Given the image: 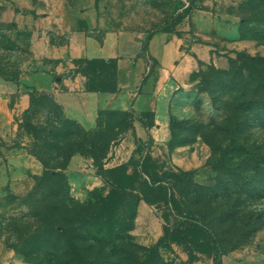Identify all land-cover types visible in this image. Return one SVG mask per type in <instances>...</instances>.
I'll list each match as a JSON object with an SVG mask.
<instances>
[{
  "label": "rangeland",
  "instance_id": "1",
  "mask_svg": "<svg viewBox=\"0 0 264 264\" xmlns=\"http://www.w3.org/2000/svg\"><path fill=\"white\" fill-rule=\"evenodd\" d=\"M98 7L106 30L142 42L173 29L192 70L141 115L154 126L123 170L105 167L117 144L112 139L122 135L116 127H125L128 117L104 109L84 125L80 112L66 116L51 88L54 82L58 89L112 90L116 62L54 59L32 50L27 29L0 23V78L15 83L12 104L21 89L26 93L13 129L0 136V264H108L109 258L113 264H264V92L257 86L264 80V0H98ZM156 65L146 60L141 75L153 78ZM20 76L23 86L16 84ZM221 111L227 118L217 121ZM237 147L256 156L250 171L241 170ZM222 166L238 180L251 178L248 188L255 189L240 184L228 201L202 209V224L184 222L198 207L190 203L194 195L184 199L180 171L199 169L203 184L221 177L232 185ZM92 177L97 184L84 183ZM118 188L111 215L85 216L110 205ZM111 228L121 229L132 246L101 261L79 250L94 236L121 243Z\"/></svg>",
  "mask_w": 264,
  "mask_h": 264
},
{
  "label": "crops",
  "instance_id": "2",
  "mask_svg": "<svg viewBox=\"0 0 264 264\" xmlns=\"http://www.w3.org/2000/svg\"><path fill=\"white\" fill-rule=\"evenodd\" d=\"M0 8V23L27 29L34 52H44L64 61L111 59L116 62L117 80L112 91H85L77 84V88L58 89L54 82L51 88L54 100L62 106L66 116L78 118L76 113L80 112L81 118L78 119L84 125L90 126L99 110L132 112V125L116 139L115 150L113 154L110 152L111 157L106 159L105 167L128 161L137 139L143 140L151 128H145L135 116L143 111H154L159 95L164 91L172 93L177 90L182 85L183 74L193 67L191 62L182 58L178 37L170 32L153 33L146 43V55H141V39L105 29L98 0H0ZM63 35L65 38L60 41ZM52 36L56 43L50 41ZM148 59L157 64L153 78L141 75ZM130 63L134 64V68L127 70ZM69 67L64 66V69ZM56 68L62 69V62ZM23 78L20 76V82L16 84L23 86ZM14 84L0 78V136L4 138L13 129V115L26 105V93L22 89L11 103ZM135 87L140 90L134 91ZM87 180L84 183L94 184L98 181L96 177ZM139 209L141 211L143 206L140 205Z\"/></svg>",
  "mask_w": 264,
  "mask_h": 264
},
{
  "label": "trees",
  "instance_id": "3",
  "mask_svg": "<svg viewBox=\"0 0 264 264\" xmlns=\"http://www.w3.org/2000/svg\"><path fill=\"white\" fill-rule=\"evenodd\" d=\"M180 19H181V16H178L177 20H180ZM164 31L173 33V29L172 30H164ZM151 35L152 34L148 35L145 38V40L142 42L140 52H141V55H143V56L146 55V50H147L146 43H147V40L149 39V37ZM257 86L264 92V80L262 81L261 84H258ZM112 90H103L102 89L99 91H112ZM147 112H150V111H143L140 114L136 115L137 117H135V118L138 119L142 123V125L148 129L153 125V123L146 125L141 120V115L145 114ZM108 113L109 114L110 113L116 114V115L125 114L128 117L127 118L128 124L125 127H123V128H120L118 126L116 127L117 133H122V131L126 130L128 127H130L132 125V121L134 119V115L132 114V112H130L128 110L127 111L116 110V111H108ZM233 117L236 118L238 116H233ZM226 118H227L226 114L223 113V115L220 117V120H217V121H224ZM214 122H216V120H214ZM219 131L221 133L223 132L222 129H220ZM118 137L113 138L112 141L116 140ZM139 142H141V139H137L136 146L132 152V155L136 152V148H137V145L139 144ZM237 148L238 149H236V151L239 152L237 154L238 155L237 157L241 158L240 159L241 170L242 171H250L251 169L249 167L254 163L256 156L253 155L250 151L240 152V149H239L240 147H237ZM132 155H131V157H132ZM242 156H244V159ZM229 158H232V157H229ZM129 159L126 163L118 165L117 168L123 170L124 165L128 164ZM261 159L262 160L261 161L259 160V163H264L263 156ZM205 168H207V167H203L202 169H205ZM222 168L225 169V171H228L229 179L226 181H229L230 179H234L235 182H232V185L231 184L230 185H226V184L224 185V182L221 181V177L216 178L217 181L215 182V180H214L213 185H211V183L210 184H203V183L199 182L198 180H196L195 175H196L197 171H199V169H193L191 171H180L179 176H178L179 177L178 180H179V183L183 185L182 192H184V195H183L185 197L184 199H188V193H189V195L190 194L194 195V198H192V199L190 198V203L192 202V205H194L195 207H198V208H196V210H192L193 213L195 214L194 218H189L188 216L184 215L185 216L184 222L195 221L198 219L197 223L202 224L203 221H202L201 217L204 215V212L202 209L207 208L210 205L212 206L213 204L217 205L216 201H219V200L228 201L229 198L232 197V194H234L236 192L235 188H239L240 184H241L240 188L244 189L245 191H249L248 189L253 188L252 184L249 188H248V184H247V182H250L251 178H247V177L242 178L241 177L240 178L241 180H238V173H236V171L234 169L227 168L226 166H224V167L222 166ZM208 169H209V171L211 170L213 172V166L211 164L208 166ZM259 170H260L259 167H256L253 171L259 172ZM123 173H124V171H123ZM183 178L188 181V183L185 185L183 184V183H185ZM257 180H258V177L256 176V179L254 181L257 182ZM228 183H230V182H228ZM152 184L154 185V183H152ZM114 189H117V187H114ZM253 189H255V188H253ZM118 192H119L118 195H115V193H113V195L106 201V204H110V205H106L105 208H101V209L98 208L97 210H95L93 212H90L92 209H87L85 211V216L87 215V217H90L92 219H98V218L103 219L104 217L111 215L113 212V209H114L113 206L111 205V203H113V200L119 199V196L122 195V191L120 188H118ZM111 229H112V231H115L113 228H111ZM100 232L101 231L98 230V233H100ZM115 232H117L116 238L118 237L120 241H122L124 238H128V236L125 237L124 234H123V236H121L122 235L121 229L120 230L118 229ZM118 232H119V234H118ZM104 240L105 239L94 236L93 238H91V242L87 243L86 245H82L81 247H79V250L84 249V251H86L85 253L90 254V255H94L95 257H97L96 259H100V261H101V259L105 258L104 254H108V257L114 256L115 254H118L117 251L122 250L123 247H125L127 245L132 246V244L130 242L125 243L124 241H122L121 243H116L114 241H108V240L104 241ZM215 250L216 251L217 250L222 251L221 253H223V250L219 244L216 245ZM55 252L56 251H52V255H54ZM47 254L51 255L49 252ZM108 260H109V262H107L108 264H113L112 258H109ZM161 264H163V263H161Z\"/></svg>",
  "mask_w": 264,
  "mask_h": 264
}]
</instances>
